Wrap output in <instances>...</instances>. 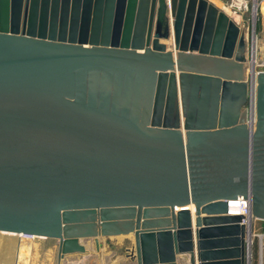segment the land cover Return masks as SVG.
I'll return each instance as SVG.
<instances>
[{
    "label": "water",
    "instance_id": "95a60500",
    "mask_svg": "<svg viewBox=\"0 0 264 264\" xmlns=\"http://www.w3.org/2000/svg\"><path fill=\"white\" fill-rule=\"evenodd\" d=\"M246 62L210 0H0V232L59 258L134 233L138 264H247L229 201L264 220V71L253 123Z\"/></svg>",
    "mask_w": 264,
    "mask_h": 264
},
{
    "label": "rangeland",
    "instance_id": "374dc122",
    "mask_svg": "<svg viewBox=\"0 0 264 264\" xmlns=\"http://www.w3.org/2000/svg\"><path fill=\"white\" fill-rule=\"evenodd\" d=\"M210 1L225 11L246 33L247 47H249V60L245 65L246 75L252 65L250 46L255 40L258 49L256 55L254 54L253 65L257 66V70H264V0H248V9L237 10V13L231 7L233 0ZM254 34L258 39H252ZM167 43L169 47L173 45L170 39ZM246 106L247 102L244 107ZM252 222L247 264H264V220L253 218ZM1 235L6 234L0 232ZM11 237L14 244L13 264H138L136 258L128 255L127 248L134 246L132 236L111 237L110 239L102 237L100 249L96 248L93 239H85L86 253L68 254L64 258H59L57 239L27 236L23 243L18 236ZM23 244H26V248L22 247ZM21 253L24 254L22 257ZM177 264H189V256L180 255Z\"/></svg>",
    "mask_w": 264,
    "mask_h": 264
},
{
    "label": "built area",
    "instance_id": "2783aa9c",
    "mask_svg": "<svg viewBox=\"0 0 264 264\" xmlns=\"http://www.w3.org/2000/svg\"><path fill=\"white\" fill-rule=\"evenodd\" d=\"M254 1H257V0H254ZM231 7L234 8L235 13H237V10L248 9V0H233V2L231 3ZM252 39H258V38L254 34ZM250 48H251L250 54L252 57V65H251L250 69L248 70L249 73L247 75V80L250 79L249 84L251 86V90H250V94H249V99L247 100V106L245 108L248 112L249 121L254 123L256 121V108H257V81H256V78H257V74L261 71H264V70H257V68H256L257 66L255 64L253 65L254 54L256 55V51L258 49V45H257L256 40L252 41ZM248 50H249V47H247V60H249ZM236 200H238L242 204L243 213H239V214L248 215L250 213L249 200L244 198L243 196H239ZM230 201H229V206H230ZM229 213L231 214L230 209H229ZM244 222L247 224L248 220L244 219Z\"/></svg>",
    "mask_w": 264,
    "mask_h": 264
},
{
    "label": "crops",
    "instance_id": "0c3cea01",
    "mask_svg": "<svg viewBox=\"0 0 264 264\" xmlns=\"http://www.w3.org/2000/svg\"><path fill=\"white\" fill-rule=\"evenodd\" d=\"M192 212V218H193V229H196L195 226V222H196V212L191 211ZM203 215V214H202ZM128 236H132L133 240H134V233H131L129 235H117V236H112V237H128ZM0 264H13V245H12V240H10L11 238L7 237V235H1L0 236ZM105 238V237H103ZM111 237H109L108 239H110ZM102 239V237H100V240ZM85 239H82L81 242L84 243ZM94 242V239H93ZM95 245V242H94ZM133 248H131L132 250ZM130 253V252H129Z\"/></svg>",
    "mask_w": 264,
    "mask_h": 264
},
{
    "label": "bare ground",
    "instance_id": "6f19581e",
    "mask_svg": "<svg viewBox=\"0 0 264 264\" xmlns=\"http://www.w3.org/2000/svg\"><path fill=\"white\" fill-rule=\"evenodd\" d=\"M225 12V11H224ZM226 13V12H225ZM227 14V13H226ZM228 15V14H227ZM229 16V15H228ZM230 17V16H229ZM172 43H174V39H170ZM250 90H251V86L250 84H248V99H249V94H250ZM190 210L191 211H194L195 210V206L194 205H190ZM229 209H230V212L231 214H239V213H243V209H242V204L241 202H239L238 200H231L230 201V206H229ZM244 215V214H243ZM246 216V220H248V227L251 226L252 227V220H253V217L251 212L248 214V215H245ZM254 219H256V217H254ZM1 233H4L7 235V237L11 238L10 240H12V237L11 236H18L20 238V240L23 241V243H25V239H26V235H23V234H13V233H5V232H1ZM129 235V234H128ZM100 240V239H99ZM36 241V240H35ZM95 242V240H94ZM12 245L13 242H12ZM96 245V244H95ZM23 248H26V244H23L22 245ZM28 248V247H27ZM133 248V247H132ZM29 249V248H28ZM128 252H130L128 255H135V252L133 251V249L131 250V248H128ZM24 253V252H23ZM24 255V254H23ZM22 253L20 254V256L22 257L23 256Z\"/></svg>",
    "mask_w": 264,
    "mask_h": 264
}]
</instances>
